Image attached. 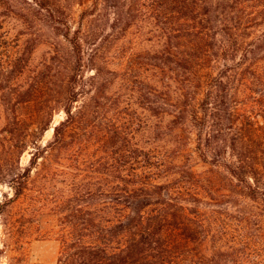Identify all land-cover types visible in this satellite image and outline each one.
<instances>
[{"label": "trees", "instance_id": "1", "mask_svg": "<svg viewBox=\"0 0 264 264\" xmlns=\"http://www.w3.org/2000/svg\"><path fill=\"white\" fill-rule=\"evenodd\" d=\"M32 1L46 19L51 18L52 29L70 43L74 70L64 81L66 119L54 127L52 141L43 144L45 132L52 127L53 103L34 110L29 118L16 114L6 126L17 152L33 149L26 171L11 183L18 198L40 164H49L52 174L56 173L52 170L60 165L56 158L70 136L82 140V125L92 115L89 100L75 106L80 101L79 69L85 59L81 31L73 32L66 20L59 22L65 12L55 0ZM88 1L97 7L109 2L115 28L123 25L124 30L146 9L154 14L167 35V48L156 56L157 67L182 77L183 85L175 102L163 90L149 91L157 99L148 96L147 105L158 104L151 108L173 115L176 127L185 132L191 129V136L186 150L168 163L166 155L140 148L135 130L131 132L133 125L128 127L121 115L98 116L95 160L92 169L84 170L92 173L94 181L91 185L84 179L79 185L73 182L79 190L60 218L62 252L57 264H221L216 259L227 252L221 248L209 256L205 252L210 238L230 231L216 228L218 222L208 207V198L214 199L220 189L212 176L196 171L191 161L197 157L213 172L224 173L231 190L260 204L264 211V30L255 28L256 16L248 0ZM10 62L7 65L13 66ZM17 65L5 67V80L14 81L23 74L26 64L20 60ZM100 73L98 68L94 79ZM45 74L40 71L29 86L18 89V106L40 105L49 79ZM73 152L77 156L78 151ZM10 201L0 203V214ZM247 216L253 217L252 212ZM225 239L221 241L234 249L235 238ZM3 253L0 248V260ZM231 257L223 264H232ZM13 259L7 264H27L22 257Z\"/></svg>", "mask_w": 264, "mask_h": 264}, {"label": "rangeland", "instance_id": "2", "mask_svg": "<svg viewBox=\"0 0 264 264\" xmlns=\"http://www.w3.org/2000/svg\"><path fill=\"white\" fill-rule=\"evenodd\" d=\"M55 1L65 12L59 22L68 21L73 32L81 31L83 37L85 59L79 69L82 77L78 85L81 96L75 106L89 100L92 115L82 125V140L70 136L67 147L56 158L60 163L52 167L56 173L52 174L49 164H40L33 170L24 195L16 197L11 183L17 174L26 171L33 149L17 152L12 135L5 131L6 126L16 114L29 118L34 110L53 103L52 127L45 132L43 144L53 140L54 127L66 119L64 81L69 70L73 73L74 57L70 43L52 29L51 18L46 19L32 0H0V203L12 200L0 214V248L4 252L0 264L12 262L14 257H22L27 264L58 263L62 252L60 218L69 199L79 190L78 182L84 179V183L91 185L94 181L92 173L86 174L84 170L92 169L95 160L93 141L98 116L115 119L121 115L128 127L133 125L131 132L135 130L140 148L152 155H166L168 163L186 150L185 144L191 136V129L185 132L176 127L173 115L151 108L158 104L152 103L150 108L147 105L149 91L163 90L175 102L183 85L182 77L157 67L156 56L167 48V35L154 14L146 9L124 30L123 25L115 28V13L109 2L97 7L88 0L85 3ZM246 4L256 16L255 28L264 30V0H248ZM11 60L13 66L7 65ZM20 60L26 64L23 74L14 81L5 80V67L12 69ZM98 68L101 73L94 79ZM17 69L13 70L18 72ZM40 71L49 75L42 102L39 106H18L16 92L29 86ZM150 97L157 99L154 95ZM78 140L82 141L81 145L77 144ZM73 150L78 151L77 156ZM191 162L196 171L212 176L217 182L220 192L213 196L215 200L208 198V207L218 222L216 228L230 230L210 238L206 254L209 256L212 250L221 248L227 252L226 256L216 259L221 264L231 255L232 264H264L262 206L231 190L233 186L224 173L213 172L212 167L197 157ZM75 173L79 177H74ZM242 211L247 212L246 216H242ZM251 212L253 217L247 216ZM227 236L235 238L231 244L234 249L221 241L226 242Z\"/></svg>", "mask_w": 264, "mask_h": 264}]
</instances>
